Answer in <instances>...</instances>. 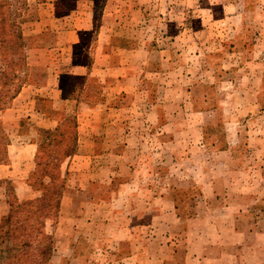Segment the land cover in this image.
Returning a JSON list of instances; mask_svg holds the SVG:
<instances>
[{
  "label": "rangeland",
  "instance_id": "374dc122",
  "mask_svg": "<svg viewBox=\"0 0 264 264\" xmlns=\"http://www.w3.org/2000/svg\"><path fill=\"white\" fill-rule=\"evenodd\" d=\"M10 21L0 226L41 193L28 144L74 114L47 264H264V0H0L4 38Z\"/></svg>",
  "mask_w": 264,
  "mask_h": 264
},
{
  "label": "trees",
  "instance_id": "16d2710c",
  "mask_svg": "<svg viewBox=\"0 0 264 264\" xmlns=\"http://www.w3.org/2000/svg\"><path fill=\"white\" fill-rule=\"evenodd\" d=\"M10 22L9 38H4V32H0V47L6 52L3 59L5 62L0 65V96L5 98L13 97L9 95L8 88L18 75L19 65L25 59L23 49L26 48L18 25L14 21ZM2 140L5 141V136ZM75 147V130L69 137L58 133L39 146L44 149V156L37 155L36 166L43 171L42 177H48L53 183L45 184L41 180L40 186L43 190L39 197L21 202L15 197L9 199V210L0 226L3 230L0 235V261L14 259L15 264H47L49 261L52 239L45 231V220L47 213L59 206L61 195V188L56 183L58 171L55 169L64 157L74 152ZM1 155L6 156L4 144ZM49 166H52L53 170L49 171ZM260 209V212L264 211V206Z\"/></svg>",
  "mask_w": 264,
  "mask_h": 264
},
{
  "label": "crops",
  "instance_id": "0c3cea01",
  "mask_svg": "<svg viewBox=\"0 0 264 264\" xmlns=\"http://www.w3.org/2000/svg\"><path fill=\"white\" fill-rule=\"evenodd\" d=\"M20 30H21V28H20ZM23 33V31L21 30V34ZM23 36V35H22ZM34 97H36V95L34 96ZM35 99V98H34ZM33 111H35L36 113L39 111V108H36L35 106L33 107ZM72 116H74L73 118H74V120L76 121V127H75V134H76V147H75V150H74V152L71 154V155H69V156H67V157H70V156H72V155H74L75 153H76V151H77V148H78V143H79V141H78V130H77V128H78V124H77V117H76V115H72ZM56 127V125L55 126H37L36 127V129L37 128H41V131H57L58 130V128L56 129L55 128ZM40 130V129H39ZM35 145L36 144H32V143H29L28 144V147L31 149V148H34V150H35V154H34V160H33V167H32V169L34 168V166H35V169L37 168V166H36V157H37V153L36 152H38V148H39V146H40V144H37V147L35 148ZM7 146H8V144L6 145V156H7ZM63 161V160H62ZM62 161H61V164H62ZM61 164H60V166H61ZM59 169H60V167H59ZM29 170H30V168H29ZM28 170V171H29ZM59 175V174H58ZM43 178H48V177H42V181H43V183H45L46 181H44L43 180ZM49 179V178H48ZM50 180V179H49ZM45 184H47V183H45ZM61 188V187H60ZM14 190V189H13ZM42 187H41V193H42ZM13 193H14V191H12ZM60 192H61V190H60ZM41 193L39 194V195H37V196H34V197H30V198H27L26 200H29V199H33V198H36V197H39L40 195H41ZM61 194H62V192H61ZM14 197L18 200V201H20L19 199H18V197L16 196V194L14 193ZM25 201V200H24ZM60 201H61V195H60ZM60 201H59V206H60ZM6 203H7V205H8V200L6 199ZM58 206V207H59ZM8 210H9V205H8V209H7V212H8ZM264 220V219H263ZM46 221V220H45ZM46 226V225H45ZM53 256V254H51V257Z\"/></svg>",
  "mask_w": 264,
  "mask_h": 264
}]
</instances>
